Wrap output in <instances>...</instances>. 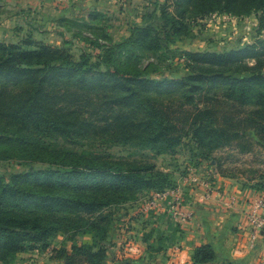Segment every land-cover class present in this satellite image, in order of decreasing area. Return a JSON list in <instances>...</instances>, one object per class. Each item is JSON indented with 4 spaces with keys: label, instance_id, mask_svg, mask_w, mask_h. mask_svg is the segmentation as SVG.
<instances>
[{
    "label": "trees",
    "instance_id": "trees-1",
    "mask_svg": "<svg viewBox=\"0 0 264 264\" xmlns=\"http://www.w3.org/2000/svg\"><path fill=\"white\" fill-rule=\"evenodd\" d=\"M175 2L180 12L163 10L150 22L133 26L122 43L105 45L84 38L85 44L100 51L95 57L83 53L75 60L68 51L41 43L0 42V160L28 164L20 173H0V263L46 251L61 233L66 242L91 234L92 244L73 245L71 253L65 246L60 252L54 249L55 258L72 264L84 256L89 264H107L111 223L103 211L145 191L164 193L176 187L171 174L149 163V153L172 152L183 140L177 122L165 112L163 96L193 106L190 134L199 149L212 152L225 145L223 138L234 137L230 141L234 142L238 137L236 132L213 128L219 109L208 107L211 98L206 97L205 86L214 87L239 108H255L251 121L255 131L264 133V40L258 46L224 52L186 51L182 60L190 75L183 79H154L136 65L138 48L155 55L173 53L172 46L192 35L190 19L216 12L263 14L264 0ZM260 21L264 23V15ZM93 58L97 61L91 62ZM90 132L113 134L121 144L136 148L141 158L115 159L53 142L87 137ZM239 147L250 152L247 146ZM215 259L212 247L202 245L195 249L192 264ZM120 264L149 262L129 259Z\"/></svg>",
    "mask_w": 264,
    "mask_h": 264
},
{
    "label": "rangeland",
    "instance_id": "rangeland-1",
    "mask_svg": "<svg viewBox=\"0 0 264 264\" xmlns=\"http://www.w3.org/2000/svg\"><path fill=\"white\" fill-rule=\"evenodd\" d=\"M71 1V3H70ZM0 0V42L6 44H21L25 41L41 43L54 48H61L79 60L81 54L90 56L100 54V51L84 43V38L100 44L112 45L126 41L130 29L135 25H144L151 21L154 15L159 16L163 10L176 15L178 6L175 0ZM191 9V7L189 8ZM188 12L187 15L191 13ZM97 15L90 18L91 15ZM264 13L252 12L245 14H229L216 12L205 17L190 19L192 35L179 41L171 47L173 53L161 52L157 55L143 52L138 48L139 57L136 64L141 71L150 72L154 79H183L190 75L183 62L184 52H224L235 50L247 45H257L264 40V23L260 17ZM191 18V15L188 16ZM94 58L91 62H96ZM250 66L254 61H250ZM104 71L105 68H102ZM206 97L211 98L208 107L218 108V122L213 128L227 129L230 133H238L234 142L226 138L221 140L225 145L215 151L197 148L191 137L190 126L194 118L193 106L180 104L174 98L163 96L160 99L167 108L168 117L174 118L180 127L183 140L172 152L154 156L149 153V163L155 164L159 171L171 174L176 180L189 174L192 169L198 175H206L210 169H217L223 175L241 179L245 185L254 190H264V133H259L252 123L255 108H239L228 101L211 86H205ZM204 103L199 107L203 108ZM260 129V128H258ZM113 134L90 132L86 137H75L70 140L56 139L53 142L60 147L75 151L108 153L115 159H140V153L132 145L121 144ZM222 138V137H221ZM220 138V139H221ZM219 139V140H220ZM131 144V143H130ZM247 146L250 152L240 151L239 146ZM138 154V155H137ZM206 156V157H205ZM208 157V158H207ZM143 158V157H142ZM218 163V164H217ZM28 164L16 159L0 160V173L10 176L23 172ZM39 167L41 165H34ZM210 175V174H209ZM183 187L184 195L189 188ZM151 197V192L140 193L135 200L114 204L103 211L109 224L108 260L107 264H120L133 259L154 264L158 255L154 250H148L152 245L153 235L150 232L149 209L141 205ZM107 222V223H108ZM71 236V235H70ZM68 236V237H70ZM67 237L61 233L54 236L46 251H34L19 254L11 264H65L64 259L55 258L56 252L66 249L72 252V246H89L92 244L91 234L76 236L73 242H66ZM128 242L139 243L144 248V256L135 259L127 256L122 245ZM151 243V244H150ZM120 244V246H119ZM119 247V248H118ZM55 249V251H54ZM153 252V253H152ZM121 257V258H120ZM164 264H167L163 260ZM4 264V263H0ZM72 264H89L84 256H79Z\"/></svg>",
    "mask_w": 264,
    "mask_h": 264
},
{
    "label": "crops",
    "instance_id": "crops-1",
    "mask_svg": "<svg viewBox=\"0 0 264 264\" xmlns=\"http://www.w3.org/2000/svg\"><path fill=\"white\" fill-rule=\"evenodd\" d=\"M205 174L200 176L209 181L210 194L203 187H188L190 192L183 196L185 210L193 214L191 221L175 224L165 203L150 212V232L160 233L150 241L153 255L167 264H192L195 249L209 245L216 254L210 264H264V235L252 241L247 218L253 205L264 201V190L251 189L241 179L217 169Z\"/></svg>",
    "mask_w": 264,
    "mask_h": 264
},
{
    "label": "built area",
    "instance_id": "built-area-1",
    "mask_svg": "<svg viewBox=\"0 0 264 264\" xmlns=\"http://www.w3.org/2000/svg\"><path fill=\"white\" fill-rule=\"evenodd\" d=\"M182 186L192 188L193 190L203 187L208 194L211 191L209 181L191 169L188 175L181 177L180 184L177 187L169 189L164 193H151V197L146 201L145 206H141L150 211L158 209L161 204L165 203L167 214L175 224L189 222L193 219V214L184 208V191ZM247 218L252 230L250 238L252 241H256L264 235V201H257L249 211ZM125 252L128 257L135 259L141 258L144 254L142 248L130 242L126 244Z\"/></svg>",
    "mask_w": 264,
    "mask_h": 264
},
{
    "label": "water",
    "instance_id": "water-1",
    "mask_svg": "<svg viewBox=\"0 0 264 264\" xmlns=\"http://www.w3.org/2000/svg\"><path fill=\"white\" fill-rule=\"evenodd\" d=\"M157 264H164V263H162L161 261H157Z\"/></svg>",
    "mask_w": 264,
    "mask_h": 264
}]
</instances>
